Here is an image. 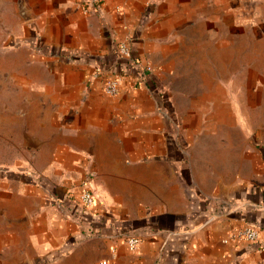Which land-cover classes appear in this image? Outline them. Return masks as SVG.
Masks as SVG:
<instances>
[{
    "label": "crops",
    "instance_id": "0c3cea01",
    "mask_svg": "<svg viewBox=\"0 0 264 264\" xmlns=\"http://www.w3.org/2000/svg\"><path fill=\"white\" fill-rule=\"evenodd\" d=\"M258 2L0 0V264H264V130L178 89Z\"/></svg>",
    "mask_w": 264,
    "mask_h": 264
},
{
    "label": "rangeland",
    "instance_id": "374dc122",
    "mask_svg": "<svg viewBox=\"0 0 264 264\" xmlns=\"http://www.w3.org/2000/svg\"><path fill=\"white\" fill-rule=\"evenodd\" d=\"M258 1L249 21L219 28L222 37H215L205 53L191 55L189 60L204 68L188 70L178 87L191 94L223 93L227 102H214L215 108L228 109L230 121L248 130H264V0Z\"/></svg>",
    "mask_w": 264,
    "mask_h": 264
},
{
    "label": "built area",
    "instance_id": "2783aa9c",
    "mask_svg": "<svg viewBox=\"0 0 264 264\" xmlns=\"http://www.w3.org/2000/svg\"><path fill=\"white\" fill-rule=\"evenodd\" d=\"M120 52H125V47L123 45H120L118 47ZM104 91L107 93H117L118 90L115 87L113 81H110L105 87H104ZM80 199L83 205H88L92 202L93 200V196L91 195L90 192L88 191H83L80 195ZM257 229L256 227L252 226V225H248V224H244L241 227L233 230L230 233V236L234 239H245L248 242H254L257 239ZM136 236H126L125 237V242L128 246L129 249H133L135 244H136ZM262 248H264V244L260 245Z\"/></svg>",
    "mask_w": 264,
    "mask_h": 264
}]
</instances>
